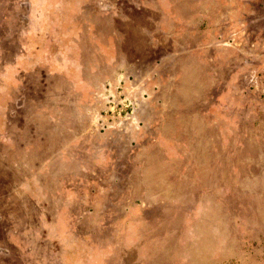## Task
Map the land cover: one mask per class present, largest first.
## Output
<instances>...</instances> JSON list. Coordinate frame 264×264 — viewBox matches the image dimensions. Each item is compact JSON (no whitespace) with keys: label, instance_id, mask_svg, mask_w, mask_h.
<instances>
[{"label":"crops","instance_id":"obj_1","mask_svg":"<svg viewBox=\"0 0 264 264\" xmlns=\"http://www.w3.org/2000/svg\"><path fill=\"white\" fill-rule=\"evenodd\" d=\"M14 5L17 11L26 7L28 27L22 33L25 49L7 75L0 76V147L17 154L16 160L7 162L10 171L36 163L37 157H42L43 165L38 174L15 184L38 211L41 231L35 234L28 224L27 235H21L19 221L13 222L6 239L17 249L15 257L22 253L24 264H264V252L255 246L264 241V223L230 216L222 198L215 199L212 189L199 184V165L207 164L210 178L212 165L227 160L201 158L197 150H239L240 164L261 167L247 177L250 187L264 185L260 134L264 92L248 88L244 77L248 67L264 68V0H143L137 16L117 8L116 0H14ZM53 35L65 38L57 43ZM119 36L129 41L128 52L142 51L144 81L154 78L144 72L152 61L162 87L168 84L165 76L179 78L184 57L206 70V76L196 75L191 84L219 85L221 91L215 102L205 98L210 105L193 113L197 119L205 118L202 129L200 125L193 131L197 136L200 131L218 130L219 142L198 135L183 144L176 134L180 114L174 106L143 108L142 116L156 119L127 142L124 136L107 132L113 125L95 123L92 117L99 121L104 116L91 104L101 85L115 78ZM85 37L91 43H84ZM89 51L103 53L102 60L99 55L89 59L85 54ZM141 58L131 64L132 70L139 68ZM40 70H44L42 85L49 105H29L30 100L19 105L15 97L4 98L7 84L19 83V87L21 76ZM156 96L171 104L181 98L173 88ZM32 117L47 126L36 125L43 134L25 142ZM143 146L153 153L145 156V164ZM184 146L195 149L186 159L174 150ZM131 147L140 150L121 154ZM250 148L258 154H247ZM20 149L24 159L18 155ZM181 159L192 166L194 175L185 176ZM129 165L140 169L142 187L132 188V174L125 171ZM185 177L192 183L191 194L181 195L178 181ZM176 182L174 195L171 189ZM216 192L225 195L222 187ZM257 193L247 194L253 199ZM4 223L0 220V226Z\"/></svg>","mask_w":264,"mask_h":264},{"label":"rangeland","instance_id":"obj_2","mask_svg":"<svg viewBox=\"0 0 264 264\" xmlns=\"http://www.w3.org/2000/svg\"><path fill=\"white\" fill-rule=\"evenodd\" d=\"M142 3L143 0H116V7L122 8L128 12H132V14H130L132 16H137L138 13L140 14L141 12L140 10L137 12L136 8L141 7ZM14 6V0H0L1 77L7 75V71L11 69L10 67L13 65L14 59L17 58V56L20 55L19 53L25 49V47L22 46V42H24L22 33H24L25 29L28 27V18L26 16L27 9L25 6H23L22 11H17L16 9H14ZM16 12H18L19 14ZM109 23L111 24L112 21H109ZM52 37L56 40L57 43L62 42L65 38L59 35H53ZM185 38L186 37H183V39ZM233 38H235V35L233 36ZM154 43L155 41L153 39L152 44ZM117 46L119 48L116 56V65H118V67L115 69L117 72L114 73L115 78H111L110 82L106 80L103 85H101L97 97L94 99L93 104H91L93 110L99 107L100 113L102 112L101 114L102 116H104L99 117V121H97V119L95 118L97 116L92 117V119L95 120V123H99L102 125L103 123L113 125L108 129L107 132L111 133L113 137L117 135L124 136L125 142H127L129 136L133 137L132 139H136V135L141 131V128L143 127V131H146L147 125H151L149 123L151 121H155L156 119V117H153L151 115L147 116L144 114L142 116L141 110H143V108L155 109L174 106L179 108L178 112L180 114V124L179 126H175V128L179 127V131H177L176 134H178V139L183 142V144L187 145L189 141L197 138L198 135L200 136V138H202V140L211 139L217 142L220 141L222 137L221 133L218 130L200 131L197 136H195V131H193L195 127H200V125L202 129V124L205 122L204 117L202 119H197L192 116L193 113L195 114V112L203 110L207 106H209L210 99L215 102L214 99L218 97L221 91V87H219V85L191 84L192 81H195L194 78L196 77V75H201L202 77L206 76V70H204L203 68L197 69L196 67H194L188 57H184L179 64V78H177V80H175L174 78L173 80L171 75L165 76L169 77L165 80V82L168 84H166L165 87H162L160 82L158 81L160 80L158 79L159 72H154L155 61L149 62L144 69V72L148 74L152 73L154 78L144 81L143 78H141V75L143 74L142 51L140 53L137 51L128 52L129 41H127L124 36L117 37ZM232 46L234 45H224L223 48H230ZM55 54L57 55L59 53ZM95 54H98L100 60H102L100 56L103 55V53ZM139 57H142L139 68H135L134 70H132L131 64L139 63ZM145 62L148 61L146 60ZM255 64L258 63L256 62ZM258 67L254 65L246 69V71L244 72V77H246L248 83H246L245 85H247L251 90L254 89L258 91V93L262 94L264 92V71L261 70H264V68L262 67L261 70H259ZM123 69L124 71H121ZM220 71L221 70L219 69V73ZM223 72L224 70H222L221 73ZM43 73L44 70H40L35 74H27L25 76H21L22 79L20 81L22 85L19 87H17L19 83L16 85L7 84V90L4 98L11 100L12 97H15V101L17 99L19 105H22L24 103L28 104L29 100L31 102L29 105H31L33 102L35 103L34 106L43 104L49 105L44 96L45 89L42 85L44 78ZM228 73L229 72H225V74ZM160 74L166 73L164 71H161ZM8 75L9 78H11L12 74L9 73ZM176 81H178V83H175ZM54 88L58 90V84L55 85ZM172 88L174 92L178 91L180 93L181 98L180 100H178V104H171V101H169V103H163V101L161 102L157 100L156 94L158 95L162 91L171 92ZM205 98L210 99H207L205 101ZM213 105L216 106V103H213ZM165 117L166 116H164L163 118ZM105 118H108L109 120H105ZM145 119L150 120L147 121ZM206 119L209 120V117H206ZM260 119V126L263 127L260 134L264 137V116H260ZM17 120V117L14 118V121ZM31 122H34L29 126V128H31L32 130L24 133L23 141L25 142L30 141L33 137H37L43 134L41 131L35 130L36 125H41L42 128L47 126V123L44 124V122L37 117H32L29 123ZM249 134L251 135V133ZM144 135L145 133H143V137ZM168 135H170V133H168ZM55 147L56 144L53 148ZM58 148L59 147H56L55 150H59ZM130 150L139 152L140 149L136 147H131L130 149L124 148L120 152L123 155L126 151L127 153H129ZM168 150L171 151L173 149L169 148ZM174 150L178 151L179 157L186 159L188 156L193 154V151L195 149L184 146ZM197 150L198 155L201 158L205 155L207 159H209V157H212L214 161H220V158H222V160H227L223 164L218 163L212 165V176L210 178H207L209 172V170L207 169V164L199 165L201 167V170L198 175L202 177L199 179V184H201V186L205 185V188L212 189V194L215 199L218 200L222 198L223 204H227L228 206L227 211L229 212L230 216L234 215L245 220L250 219V217H254L258 219L260 223H264V185L260 188H251L248 181L246 180L251 173L255 174L259 172L261 167H258L257 165L251 166L250 163L240 164V152L235 148L217 147L199 148ZM141 151H143V164H145L144 159L147 157V155L150 156L153 155V153H151L149 149H146L145 146H143V149ZM18 152L19 157L22 159V150L20 149ZM256 152L257 151H255L253 148L247 149V154L257 155L258 153ZM11 153V150L8 152L7 150H3L0 147V220H4L5 222L3 226H0V247L3 248L2 255L0 256V264H24L22 253H20V255L18 254V256L15 257V253H17L18 251L17 249H15V247H13V249L12 246L7 242L6 231L10 230V225L13 222L16 223L17 221H19L18 224L21 235L22 233L24 235H27L28 224L33 227L31 228V231H33L35 234H40L41 231L37 227L39 213L31 205L30 201L27 199V197H25L23 192L16 189L17 185L15 184L21 185L27 177H30L31 175L35 176V174H38V169L42 168L43 165L40 162V159L42 157H37L36 163L21 164L20 170L18 172L10 171L7 166L8 160H10L11 158H13L14 160L17 159V154L15 156L11 155ZM137 155L139 157L142 156L140 154ZM164 155H166V153ZM262 155H264V150L262 152ZM122 159L124 161L125 157H123ZM184 162L185 160L181 159L180 168L182 169L183 166L186 167L187 172L185 173V176L194 175L195 172H192V166H188V163L184 165ZM30 168H33V170L36 171L32 172ZM125 171L132 174L131 179H129L132 188L142 187V177H140L138 174L140 173V169L137 170L135 166L129 165L125 168ZM236 172H238L237 176ZM174 182L175 181H173V185ZM245 183L248 185H245ZM170 184L171 181L169 183V188L171 186ZM178 184L179 193L181 195L187 193L191 194V191L188 192V190H191L190 188L192 183L187 177L180 179L178 181ZM220 187H222V191L225 193V195H219V192H216V190ZM176 189L177 182L174 187L172 186L171 189L174 195L176 194ZM251 191L253 193L258 192L257 194H259V196H256L254 194L252 195V199V197L247 194L248 192L251 194ZM251 207H254V209L256 210V213L252 215ZM255 246H258V250L260 249L264 252L263 240H261L260 244H256ZM11 257H13L14 261H11ZM25 262L27 263V261Z\"/></svg>","mask_w":264,"mask_h":264},{"label":"trees","instance_id":"obj_3","mask_svg":"<svg viewBox=\"0 0 264 264\" xmlns=\"http://www.w3.org/2000/svg\"><path fill=\"white\" fill-rule=\"evenodd\" d=\"M88 39H89V37H88ZM84 43H91V41L87 40L86 37H85V39H84ZM89 53H90V54H89ZM95 53H97V52L89 51V52H86L85 54L87 55V57H88L89 59H91V57L94 58L95 55H98V54H95ZM94 54H95V55H94Z\"/></svg>","mask_w":264,"mask_h":264}]
</instances>
